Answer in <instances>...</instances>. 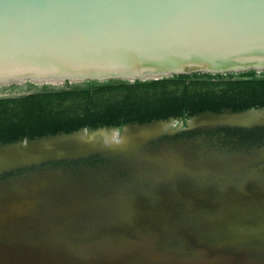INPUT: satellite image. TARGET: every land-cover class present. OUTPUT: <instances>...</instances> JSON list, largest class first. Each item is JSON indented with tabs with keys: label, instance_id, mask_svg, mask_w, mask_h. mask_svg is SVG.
Returning a JSON list of instances; mask_svg holds the SVG:
<instances>
[{
	"label": "water",
	"instance_id": "water-1",
	"mask_svg": "<svg viewBox=\"0 0 264 264\" xmlns=\"http://www.w3.org/2000/svg\"><path fill=\"white\" fill-rule=\"evenodd\" d=\"M248 70H264V0H0V87ZM174 123L0 143V264H264V175L229 188L96 193L44 167L99 157L112 172L164 179L240 170L207 153L148 151ZM185 126L264 127V107L204 112Z\"/></svg>",
	"mask_w": 264,
	"mask_h": 264
},
{
	"label": "trees",
	"instance_id": "trees-1",
	"mask_svg": "<svg viewBox=\"0 0 264 264\" xmlns=\"http://www.w3.org/2000/svg\"><path fill=\"white\" fill-rule=\"evenodd\" d=\"M63 86L58 91L49 90L50 85L32 83L0 87V92L19 88L33 91L13 99L0 97V143L84 128L120 129L125 124L170 117H178L185 124L191 116L206 111L237 112L264 107V70L193 73L132 83L120 79L65 82ZM117 94L122 97L116 98ZM67 103V108L58 107Z\"/></svg>",
	"mask_w": 264,
	"mask_h": 264
},
{
	"label": "flooded vegetation",
	"instance_id": "flooded-vegetation-1",
	"mask_svg": "<svg viewBox=\"0 0 264 264\" xmlns=\"http://www.w3.org/2000/svg\"><path fill=\"white\" fill-rule=\"evenodd\" d=\"M170 118L175 119V123L166 129L171 133L162 134L150 141L147 144L148 151H158L166 147L167 150L176 148L177 153L193 155L198 152L207 153L210 154L209 156L214 162L226 165L232 163L235 165V169L240 170L225 174L217 173L216 175H167L168 177L164 179L165 175H130L129 172L122 169L112 172L114 168L112 163L99 157L77 162L51 163L44 167L69 172L72 174L69 177L73 181L84 182L96 193L101 190L114 189V187L133 192L229 188L251 175H264V160L250 161L251 159L252 161L253 159L258 160L257 155L254 156V154L264 151V127L189 129L185 124L179 127V123L182 122L180 118ZM244 160L248 162L242 164L245 162ZM29 170L31 168L4 175L3 178L20 176Z\"/></svg>",
	"mask_w": 264,
	"mask_h": 264
},
{
	"label": "rangeland",
	"instance_id": "rangeland-1",
	"mask_svg": "<svg viewBox=\"0 0 264 264\" xmlns=\"http://www.w3.org/2000/svg\"><path fill=\"white\" fill-rule=\"evenodd\" d=\"M148 81H150V80H148ZM130 83H132V82H130ZM24 85L25 84H22L19 87H24ZM63 85H64V83L63 84H57V85H50L51 88L49 90H54V91L62 90L63 87H64ZM197 88L201 89L200 87H197ZM66 89H69V88H66ZM214 90H218V88H216ZM32 93H33V91L30 90V89L19 88V89H14V90L12 89V90H9V91L8 90L7 91H1L0 92V97H6V98L8 97V98L13 99V98L29 95V94H32ZM121 97H122L121 95H118V94L116 95V98H118V99L121 98ZM58 107L67 108L68 107V103L65 104V105H60Z\"/></svg>",
	"mask_w": 264,
	"mask_h": 264
}]
</instances>
